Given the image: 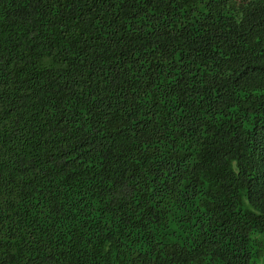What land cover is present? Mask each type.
<instances>
[{
  "label": "trees",
  "instance_id": "obj_1",
  "mask_svg": "<svg viewBox=\"0 0 264 264\" xmlns=\"http://www.w3.org/2000/svg\"><path fill=\"white\" fill-rule=\"evenodd\" d=\"M0 264H264V0H0Z\"/></svg>",
  "mask_w": 264,
  "mask_h": 264
}]
</instances>
